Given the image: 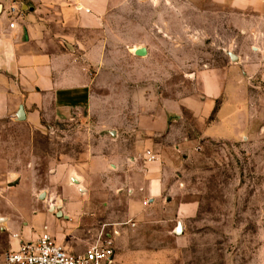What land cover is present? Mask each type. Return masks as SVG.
Instances as JSON below:
<instances>
[{
    "label": "rangeland",
    "instance_id": "1",
    "mask_svg": "<svg viewBox=\"0 0 264 264\" xmlns=\"http://www.w3.org/2000/svg\"><path fill=\"white\" fill-rule=\"evenodd\" d=\"M117 1L110 27L133 60L119 66V76L128 78H100L95 88L100 112L65 120L55 131L45 122L33 129L25 121L2 119L7 163L0 171V219H6L0 220V264L15 248L14 239H26V226L37 233L32 214L54 215L58 233L75 253L112 236L113 264H264V140L187 141L185 135L200 126L189 115L182 122L176 117L181 97L195 91L192 74L207 66L239 82L243 96L264 95V78L244 84L243 78H226L235 62L227 51H264V21L250 7L245 15L243 8L223 9L212 0ZM20 2L31 0L0 5ZM131 45L148 49V55L137 56ZM144 67L149 77L146 71L142 76ZM115 102L118 115H111ZM171 125L185 135L166 140ZM101 134L132 148L133 160L117 167L89 155ZM149 139L152 150L140 147ZM148 151L162 156L164 190L155 200L143 195ZM55 170L69 182L51 178ZM66 181L84 201L70 216L60 200Z\"/></svg>",
    "mask_w": 264,
    "mask_h": 264
},
{
    "label": "crops",
    "instance_id": "2",
    "mask_svg": "<svg viewBox=\"0 0 264 264\" xmlns=\"http://www.w3.org/2000/svg\"><path fill=\"white\" fill-rule=\"evenodd\" d=\"M212 1L222 5L223 9L234 4L243 8L245 15L250 7L259 16L257 20L264 21V2L261 0ZM118 3L117 0H31V3L20 2L19 5H0V126H3L2 119L7 117L15 123L25 121L33 129L42 127L45 122L53 125L55 131L65 120L92 118L100 112L102 99L95 89L102 84L100 78H128L119 76V66L130 65L133 60L129 52L119 48L117 35L110 27L111 14ZM12 8H15L14 12ZM12 21H15L14 27L10 25ZM133 46L140 48L131 45L128 49L131 51ZM146 50L148 55L149 50ZM263 52L260 47L254 48L253 53L243 49L235 51L237 59L229 65L226 78H243L242 84L248 78H264ZM123 68L128 71L127 67ZM145 71L149 77L145 67L142 76ZM191 77L195 81V91L181 97L176 117L182 122L189 115L200 127H193L190 134L185 135L180 128L171 125L166 140H172L175 133L184 134L187 141L191 138L226 141L246 138L256 143L264 140L263 94L250 92L243 96L239 82L225 80L222 73L208 66L195 71ZM115 105L111 115H118L117 102ZM21 107L23 120L18 118ZM143 127L151 132L152 128L144 122ZM100 136L89 145V155L114 161L117 167L133 160L132 148L119 146L118 140L103 137L106 134ZM108 136L113 138L116 133L109 132ZM108 143L110 149L103 150V145ZM144 146L151 148L150 139L142 141L140 147ZM87 153L85 151L84 155ZM161 158L159 155L156 160L147 162L143 195L149 200L163 194ZM5 162V144L0 141V171ZM51 178L69 182V177L60 175L59 170H55ZM67 181L63 184L60 200L63 198V210L70 216L83 208L84 201L79 200L76 186L68 187ZM29 219L37 233L32 232L31 226H26L24 240L37 239L46 226L52 236L68 248L63 235L56 229L54 215L32 214ZM13 243V249H16L19 241L14 239Z\"/></svg>",
    "mask_w": 264,
    "mask_h": 264
},
{
    "label": "built area",
    "instance_id": "3",
    "mask_svg": "<svg viewBox=\"0 0 264 264\" xmlns=\"http://www.w3.org/2000/svg\"><path fill=\"white\" fill-rule=\"evenodd\" d=\"M10 25L14 27L15 21ZM147 154L150 155L148 161L156 160L150 151ZM115 255L112 236H101L85 251L75 253L67 250L45 229L35 240L21 239L19 246L6 254L5 260L6 264H113Z\"/></svg>",
    "mask_w": 264,
    "mask_h": 264
},
{
    "label": "water",
    "instance_id": "4",
    "mask_svg": "<svg viewBox=\"0 0 264 264\" xmlns=\"http://www.w3.org/2000/svg\"><path fill=\"white\" fill-rule=\"evenodd\" d=\"M135 53H136L137 55H139V56H144V55H146L147 50H146V48L142 47V48H139L138 50H136ZM227 54L229 55V57H230L231 60L235 61V60L237 59V56H236V54H235L234 52H232V51H228ZM18 118H19L20 120H23V119L25 118V117H24V110H23V107H21L20 110H19V112H18ZM42 195H43V194H42ZM60 214H61V213H60ZM60 214H59V215H60ZM178 232H179V233L182 232V228H181V226H179V228H178Z\"/></svg>",
    "mask_w": 264,
    "mask_h": 264
},
{
    "label": "bare ground",
    "instance_id": "5",
    "mask_svg": "<svg viewBox=\"0 0 264 264\" xmlns=\"http://www.w3.org/2000/svg\"><path fill=\"white\" fill-rule=\"evenodd\" d=\"M0 10H1V8H0ZM138 49H139V47L135 48L134 52H136V50H138ZM0 220H4V219L1 218Z\"/></svg>",
    "mask_w": 264,
    "mask_h": 264
}]
</instances>
